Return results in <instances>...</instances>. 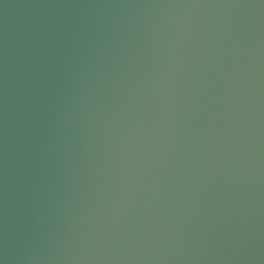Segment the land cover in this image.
Returning <instances> with one entry per match:
<instances>
[{"label":"water","instance_id":"obj_1","mask_svg":"<svg viewBox=\"0 0 264 264\" xmlns=\"http://www.w3.org/2000/svg\"><path fill=\"white\" fill-rule=\"evenodd\" d=\"M0 264H264V0H0Z\"/></svg>","mask_w":264,"mask_h":264}]
</instances>
